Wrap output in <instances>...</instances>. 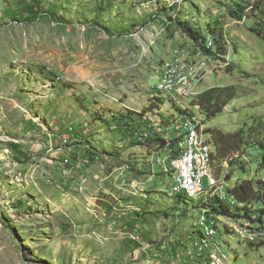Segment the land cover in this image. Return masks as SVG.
<instances>
[{"label": "rangeland", "instance_id": "1", "mask_svg": "<svg viewBox=\"0 0 264 264\" xmlns=\"http://www.w3.org/2000/svg\"><path fill=\"white\" fill-rule=\"evenodd\" d=\"M21 1L0 0V264H264L258 222L208 214L175 190L167 143L177 144L171 119L182 108L154 93L164 60L208 55L180 22L207 46L222 35L225 59L209 54L211 70L181 101L206 132L242 130L251 142L248 129L264 118V0H39L60 15L33 21L9 12ZM213 87L235 97L209 119L192 100ZM137 112L156 115V138L123 128ZM70 125L76 133L63 138ZM9 142L31 158H16ZM239 161L228 181V161L219 177L212 166L224 192L264 180V150L248 147ZM203 215L218 226L210 244Z\"/></svg>", "mask_w": 264, "mask_h": 264}, {"label": "bare ground", "instance_id": "2", "mask_svg": "<svg viewBox=\"0 0 264 264\" xmlns=\"http://www.w3.org/2000/svg\"><path fill=\"white\" fill-rule=\"evenodd\" d=\"M212 58V55L208 54L199 61H194L193 59L185 61L180 54L173 55L163 61L159 71V79L154 84V93L174 96L180 100L182 108L181 113L176 114L171 119L172 129L177 130L179 134L176 136L178 139L177 144L170 145V142L167 143L169 146V163L166 165L165 170L174 172L173 183L178 193L185 194L190 198L200 199L204 208H206L204 204L208 202L215 192L222 199H226L230 195L227 190L224 192V189H226L225 184L214 175L212 169L214 147L210 139L211 134L206 132L203 121L198 117L199 115L190 110L181 100L185 96L193 95L196 89L202 85L206 73L212 68ZM126 119L128 124H125L126 129L134 130L136 121L129 115ZM139 120L142 121L140 122ZM139 120L137 122L141 125L150 127H143L142 134H135L134 131L132 133L136 136L138 135L139 137L137 136V138H156L153 137L155 131L151 128L158 127V132L160 133L161 127L160 123L157 122L156 115L151 112H145ZM67 128L71 133L75 131L72 125ZM65 139L68 141V138ZM193 156H196L194 187L186 184L181 176V169L177 168L180 162L184 159H192ZM207 176L209 180L208 188L204 186L203 182L204 177ZM205 210L208 209L206 208ZM200 223L203 236L207 244H210L212 238L216 237L217 234L215 223L206 215L202 216ZM258 223L262 227L264 221ZM223 257H227V255L223 253Z\"/></svg>", "mask_w": 264, "mask_h": 264}, {"label": "trees", "instance_id": "3", "mask_svg": "<svg viewBox=\"0 0 264 264\" xmlns=\"http://www.w3.org/2000/svg\"><path fill=\"white\" fill-rule=\"evenodd\" d=\"M18 9L14 10V5L9 7V12L14 13L17 16L18 13H21L23 17L28 21L35 20L41 12H50L59 17L60 8L56 5H50L48 8H45L43 4L39 3V0H34L32 4H29L27 0L18 2ZM244 9L243 7H241ZM166 11V9L161 10ZM19 18V16L17 17ZM63 20V19H62ZM61 19L59 21L63 22ZM179 26L184 32L189 33L194 39L200 40L201 43L198 45L203 48L208 54H212L216 57L225 59L224 55L227 52L225 45L227 42L223 41L222 38L219 39L214 37V43L211 46H207V37L201 32L195 30L191 25H188L185 22H180ZM261 37L264 39V32L259 31ZM216 50H214V46ZM230 87H213L207 90H204L202 93L198 94L193 98L192 103L195 106H199L200 109L207 111V117L214 118L219 113L223 111V108L226 106L227 102L231 100L234 96V93L230 91ZM154 100H159L154 98ZM178 111V110H177ZM181 113V111L179 112ZM139 119L142 117V113H138ZM141 115V116H140ZM132 119H135L133 116H130ZM258 121L252 124L250 129H248V136L253 139L251 142L248 141L243 133L244 131H233V132H224L218 128L207 129V132L211 134L212 141L215 146V152L213 156V164L215 163L217 169L218 177L224 171L223 162L228 161L230 170L225 174V180L228 181L231 179V176L234 171V165L237 164L242 167V163L239 161L242 153L248 147H257L259 150H264V138L259 139L258 136L261 132L264 131V118L260 117ZM73 126V125H72ZM31 128V126L29 127ZM74 130L72 133L75 134L77 131L76 126L74 125ZM254 135H256L254 137ZM256 138V140H254ZM164 144L167 143L165 139H162ZM8 148L13 151L18 159H29L31 155L28 154L23 146L17 142H9ZM243 171L244 168H243ZM228 194L234 199L232 201H227L222 199L216 192L214 193L205 207L208 209V214L213 213L215 216L222 215L231 218L245 219L250 222H262L264 221V180L262 179H248L242 182L236 183L234 185H229L227 187ZM180 197L189 198V196L180 193ZM24 202L19 200L18 204L20 206L24 205ZM256 215V217L254 216ZM215 226H218L215 223ZM201 236H203L202 230H200Z\"/></svg>", "mask_w": 264, "mask_h": 264}, {"label": "built area", "instance_id": "4", "mask_svg": "<svg viewBox=\"0 0 264 264\" xmlns=\"http://www.w3.org/2000/svg\"><path fill=\"white\" fill-rule=\"evenodd\" d=\"M175 75V74H172ZM143 127H150V126H143L139 122H136L134 124V133L135 134H142V128ZM123 128H126L124 125ZM155 133L158 134V127H151ZM194 140V138H193ZM195 157L193 156L192 159H184L182 162L179 163L177 168L181 169V176L184 178L186 184L191 185L194 187V180H195V169H196V164H195ZM263 233H264V224L261 227Z\"/></svg>", "mask_w": 264, "mask_h": 264}, {"label": "crops", "instance_id": "5", "mask_svg": "<svg viewBox=\"0 0 264 264\" xmlns=\"http://www.w3.org/2000/svg\"><path fill=\"white\" fill-rule=\"evenodd\" d=\"M71 135H73V134H70V133H68V132H67V133H64V134H63V138H64V137H71ZM74 140H75V139H73L72 143L74 142ZM70 144H71V143H70ZM80 145H81V144H80ZM80 145H78V144H77V145L74 144V145H72V146L69 147V150H70V151H73V152L75 153V152L78 151V149L81 148ZM85 146H86V145H84V146H82V147H85ZM79 147H80V148H79Z\"/></svg>", "mask_w": 264, "mask_h": 264}]
</instances>
